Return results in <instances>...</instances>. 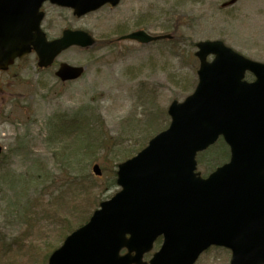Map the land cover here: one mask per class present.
Returning <instances> with one entry per match:
<instances>
[{"label": "rangeland", "instance_id": "obj_1", "mask_svg": "<svg viewBox=\"0 0 264 264\" xmlns=\"http://www.w3.org/2000/svg\"><path fill=\"white\" fill-rule=\"evenodd\" d=\"M45 10L50 37L71 27L97 44L58 57V66L86 68L72 83L57 79V65L39 69L35 54L0 72V264H47V255L120 190L118 165L169 127L173 101L194 92L197 43L222 41L264 63V0H124L81 19L50 4ZM138 29L173 40L118 42L120 31ZM73 116L82 128L64 131L63 120ZM96 136L105 145L95 149ZM223 158L214 147L199 171L207 176ZM229 261L226 251L213 249L197 264Z\"/></svg>", "mask_w": 264, "mask_h": 264}, {"label": "water", "instance_id": "obj_2", "mask_svg": "<svg viewBox=\"0 0 264 264\" xmlns=\"http://www.w3.org/2000/svg\"><path fill=\"white\" fill-rule=\"evenodd\" d=\"M47 1L81 18L122 0H0L1 71L33 50L40 68H48L73 46L95 45L88 33L70 30L49 42L40 13ZM122 39L149 44L171 36L139 31ZM197 48L195 92L183 103L174 101L170 127L119 165L121 191L101 203L49 264H195L212 246L231 249V264H264V64L221 41L200 42ZM83 73L82 67L62 64L57 76L70 81ZM247 73L254 82L245 80ZM220 137L230 147V163L203 178L196 172L197 155ZM94 173L102 174L98 165ZM159 238L161 249L144 262Z\"/></svg>", "mask_w": 264, "mask_h": 264}, {"label": "trees", "instance_id": "obj_3", "mask_svg": "<svg viewBox=\"0 0 264 264\" xmlns=\"http://www.w3.org/2000/svg\"><path fill=\"white\" fill-rule=\"evenodd\" d=\"M146 22V21H145ZM144 22V23H145ZM143 23V24H144ZM137 25L139 26L140 25V23H137ZM125 32H123V31H120L119 32V34H124ZM65 127H69V130L70 129H72V130H76L77 128L78 129H81L82 128V125H81V120H79L78 118H77V116L75 117V116H73L72 118H70V119H65V120H63V124H62V126H61V128L65 131ZM56 135H58V128L56 129ZM91 135H93V133L91 132V134H89V135H86L85 137H87V136H91ZM96 138V143H95V149L96 148H99L100 146H104L105 145V138L104 137H99V136H96L95 137ZM217 147L218 148H220V146L219 145H217ZM221 147H222V145H221ZM94 149V150H95ZM85 222H87V220H85ZM84 222V223H85ZM82 225V224H81Z\"/></svg>", "mask_w": 264, "mask_h": 264}, {"label": "flooded vegetation", "instance_id": "obj_4", "mask_svg": "<svg viewBox=\"0 0 264 264\" xmlns=\"http://www.w3.org/2000/svg\"><path fill=\"white\" fill-rule=\"evenodd\" d=\"M76 19V18H75ZM66 29H71V30H78L77 28H71V27H67ZM227 162H223L219 165V167L225 165ZM213 249H219V250H222V251H226V253L229 255V258H230V261H231V258H232V255H233V252L229 249H226V248H213ZM212 250V249H211ZM210 250V251H211ZM209 252V251H208ZM207 252V253H208ZM230 261H229V264H230Z\"/></svg>", "mask_w": 264, "mask_h": 264}]
</instances>
